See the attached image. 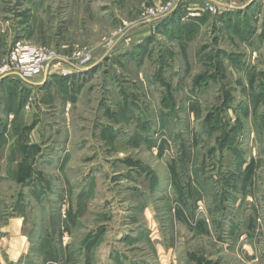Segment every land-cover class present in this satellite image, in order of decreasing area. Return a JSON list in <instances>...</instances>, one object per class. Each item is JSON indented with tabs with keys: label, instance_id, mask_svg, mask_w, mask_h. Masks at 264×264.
Wrapping results in <instances>:
<instances>
[{
	"label": "rangeland",
	"instance_id": "rangeland-1",
	"mask_svg": "<svg viewBox=\"0 0 264 264\" xmlns=\"http://www.w3.org/2000/svg\"><path fill=\"white\" fill-rule=\"evenodd\" d=\"M163 1L0 0V264H264V0Z\"/></svg>",
	"mask_w": 264,
	"mask_h": 264
},
{
	"label": "built area",
	"instance_id": "built-area-1",
	"mask_svg": "<svg viewBox=\"0 0 264 264\" xmlns=\"http://www.w3.org/2000/svg\"><path fill=\"white\" fill-rule=\"evenodd\" d=\"M248 0H165L158 5L145 8L144 19L149 23H162L174 12L181 9L188 16H200L203 13L226 14L236 11L242 3ZM83 60L89 61L91 56L82 53ZM59 58L44 48L30 47L23 43L17 44L8 62L0 68V80L11 78L22 84H35L39 76H46L54 62ZM71 64L68 60H65ZM56 64V63H55Z\"/></svg>",
	"mask_w": 264,
	"mask_h": 264
}]
</instances>
